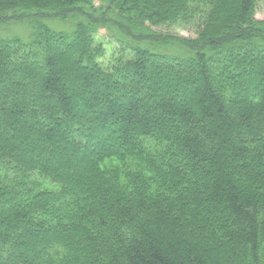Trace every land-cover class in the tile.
<instances>
[{
	"label": "trees",
	"instance_id": "1",
	"mask_svg": "<svg viewBox=\"0 0 264 264\" xmlns=\"http://www.w3.org/2000/svg\"><path fill=\"white\" fill-rule=\"evenodd\" d=\"M257 2L0 0V264H264Z\"/></svg>",
	"mask_w": 264,
	"mask_h": 264
},
{
	"label": "rangeland",
	"instance_id": "2",
	"mask_svg": "<svg viewBox=\"0 0 264 264\" xmlns=\"http://www.w3.org/2000/svg\"><path fill=\"white\" fill-rule=\"evenodd\" d=\"M256 17L259 19L264 18V0H258L257 2V14ZM25 23L22 24H15L12 26L11 30L14 34L20 35L23 39L26 38L29 33H25ZM55 25V24H54ZM156 29H162L170 31L171 33L178 34V35H184V36H190L195 37V29L188 27L183 28L180 25L172 26V27H156ZM95 42L97 45H101L104 48V54L102 57H100V62L103 67L108 69L110 65L116 60L115 58H118L120 56L119 48L118 46L112 42L108 36V33L103 29L100 30L97 35L95 36ZM126 56H130V54H127Z\"/></svg>",
	"mask_w": 264,
	"mask_h": 264
}]
</instances>
